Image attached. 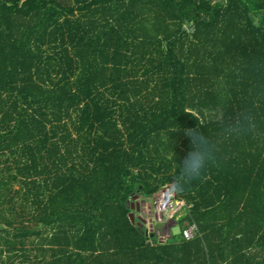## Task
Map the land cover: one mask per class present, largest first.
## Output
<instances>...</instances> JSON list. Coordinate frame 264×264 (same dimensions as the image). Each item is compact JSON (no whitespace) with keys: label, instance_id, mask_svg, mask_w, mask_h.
Masks as SVG:
<instances>
[{"label":"trees","instance_id":"trees-1","mask_svg":"<svg viewBox=\"0 0 264 264\" xmlns=\"http://www.w3.org/2000/svg\"><path fill=\"white\" fill-rule=\"evenodd\" d=\"M0 264H264V0H0Z\"/></svg>","mask_w":264,"mask_h":264},{"label":"built area","instance_id":"built-area-1","mask_svg":"<svg viewBox=\"0 0 264 264\" xmlns=\"http://www.w3.org/2000/svg\"><path fill=\"white\" fill-rule=\"evenodd\" d=\"M152 208L154 212H150V217H146L145 225H147V232H158L159 226L162 224L165 227L162 229L163 235L159 236L161 240H169L172 238V230L178 221L186 216L192 205H187L184 200L178 199L176 193L170 186L163 188L156 198L153 200ZM169 233H166L167 230ZM165 235V236H164ZM181 235L187 241H192L199 236L197 225H188L186 228L181 227ZM165 237V238H164Z\"/></svg>","mask_w":264,"mask_h":264},{"label":"clouds","instance_id":"clouds-1","mask_svg":"<svg viewBox=\"0 0 264 264\" xmlns=\"http://www.w3.org/2000/svg\"><path fill=\"white\" fill-rule=\"evenodd\" d=\"M193 141H194V143H197V144L202 143L200 138L196 137V136L193 137ZM202 167H203V156H202V154H200V153L194 154L192 156V158L189 160L188 164L186 165L185 174L188 177L196 176V175H198L200 173V170H201ZM143 217L144 218L141 217V220H142L143 223H145L146 218H145V216H143ZM176 226H179V225H175V227ZM158 234L161 235V236L163 235L162 232H159ZM172 234H173V230H172Z\"/></svg>","mask_w":264,"mask_h":264},{"label":"rangeland","instance_id":"rangeland-1","mask_svg":"<svg viewBox=\"0 0 264 264\" xmlns=\"http://www.w3.org/2000/svg\"><path fill=\"white\" fill-rule=\"evenodd\" d=\"M189 28V27H187ZM152 203H153V199H147V200H142V201H139L137 202L136 206L138 208V213H137V217L141 218L143 216L146 217H150V212L152 211V213L154 212L153 208H152ZM136 212V211H135ZM165 226L164 225H160L159 226V231H162V229L164 228ZM168 228H166L165 230H167ZM166 233H169V230L166 231ZM165 236V235H164ZM165 238V237H164ZM166 240V239H165Z\"/></svg>","mask_w":264,"mask_h":264},{"label":"water","instance_id":"water-1","mask_svg":"<svg viewBox=\"0 0 264 264\" xmlns=\"http://www.w3.org/2000/svg\"><path fill=\"white\" fill-rule=\"evenodd\" d=\"M173 235L174 236L181 235V227L180 226H176V227L173 228Z\"/></svg>","mask_w":264,"mask_h":264},{"label":"crops","instance_id":"crops-1","mask_svg":"<svg viewBox=\"0 0 264 264\" xmlns=\"http://www.w3.org/2000/svg\"><path fill=\"white\" fill-rule=\"evenodd\" d=\"M142 218H144V217H142Z\"/></svg>","mask_w":264,"mask_h":264}]
</instances>
